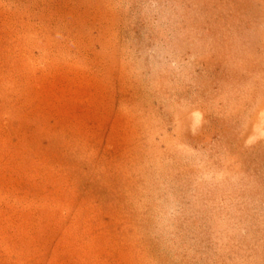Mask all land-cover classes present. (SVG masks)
I'll return each instance as SVG.
<instances>
[{"label": "rangeland", "instance_id": "374dc122", "mask_svg": "<svg viewBox=\"0 0 264 264\" xmlns=\"http://www.w3.org/2000/svg\"><path fill=\"white\" fill-rule=\"evenodd\" d=\"M0 264H264V0H0Z\"/></svg>", "mask_w": 264, "mask_h": 264}]
</instances>
